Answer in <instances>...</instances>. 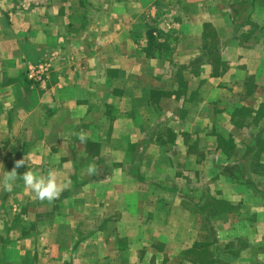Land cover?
<instances>
[{
	"label": "crops",
	"instance_id": "1",
	"mask_svg": "<svg viewBox=\"0 0 264 264\" xmlns=\"http://www.w3.org/2000/svg\"><path fill=\"white\" fill-rule=\"evenodd\" d=\"M235 1L0 0V264H264V0ZM22 159L57 199L4 187Z\"/></svg>",
	"mask_w": 264,
	"mask_h": 264
},
{
	"label": "clouds",
	"instance_id": "2",
	"mask_svg": "<svg viewBox=\"0 0 264 264\" xmlns=\"http://www.w3.org/2000/svg\"><path fill=\"white\" fill-rule=\"evenodd\" d=\"M75 136L81 143H85L88 139L87 133L83 131L75 133ZM25 163V159L18 160L13 169L7 171L3 178V184L7 190H11L17 179H22L25 186L35 193L41 201L47 200L49 202L57 199L65 190V185L59 181L57 173L52 170H49L46 174L41 173L38 170L29 169L27 163V170L22 174H18L17 169ZM87 171L89 174H94L96 171L95 166L90 165Z\"/></svg>",
	"mask_w": 264,
	"mask_h": 264
},
{
	"label": "rangeland",
	"instance_id": "3",
	"mask_svg": "<svg viewBox=\"0 0 264 264\" xmlns=\"http://www.w3.org/2000/svg\"><path fill=\"white\" fill-rule=\"evenodd\" d=\"M237 1L239 2V0H236L235 1L236 4H237ZM240 2H242V0ZM238 6H240V8L242 9V11H246V12H252L253 11L251 5L248 2H247V6L246 7H244L243 2L240 3ZM166 12L169 13L168 16H167L169 19H171V20H174L175 18H177V20L180 19L181 9H180L179 4H177L176 2L175 3H174V1L170 2L169 7L167 6ZM259 17L262 18V19L264 18V11L260 10ZM261 25H263V26H260L259 25L258 27L259 28L260 27H263L262 28V32L264 33V22ZM170 29L171 28L168 29L167 26L166 27L162 26V30H170ZM174 29H175V27L172 28V32H173ZM150 34L153 37L154 36H157V37L160 36V37H162L161 33L158 32V30H156V29H154V31H151ZM263 130H264V128H263ZM255 143H257L259 145V147L261 146L262 148H264V132L260 136V138L257 137L255 139L254 137H252V138H250V140L247 141V144L241 146V155H242L241 157H243V155L245 153H247V152L249 153V151L252 149V147H253V145ZM230 146L233 147V143H230ZM243 150H246V152L243 153ZM253 151L251 153H253ZM237 153L238 152H236V154ZM236 160H237V158H236ZM203 198H205V196H202V198L200 199V203H202L200 205H203V203H205V201H203ZM221 205L222 204H220V203H214V206H215L216 209H218L219 206H221ZM196 218L198 219V225H199V227L200 228H205V226L207 225V219H206L207 216H202V214L201 215L199 214V216H196ZM200 239L203 240V241H206L207 239L210 240L211 239V235L204 234L203 237H202V234H200ZM202 253H200V254L202 255ZM204 254H206V253H203V255ZM202 259H203V256H202Z\"/></svg>",
	"mask_w": 264,
	"mask_h": 264
},
{
	"label": "built area",
	"instance_id": "4",
	"mask_svg": "<svg viewBox=\"0 0 264 264\" xmlns=\"http://www.w3.org/2000/svg\"><path fill=\"white\" fill-rule=\"evenodd\" d=\"M28 75L36 83H42L44 81V73L41 68H31Z\"/></svg>",
	"mask_w": 264,
	"mask_h": 264
},
{
	"label": "trees",
	"instance_id": "5",
	"mask_svg": "<svg viewBox=\"0 0 264 264\" xmlns=\"http://www.w3.org/2000/svg\"><path fill=\"white\" fill-rule=\"evenodd\" d=\"M153 37V36H152Z\"/></svg>",
	"mask_w": 264,
	"mask_h": 264
}]
</instances>
